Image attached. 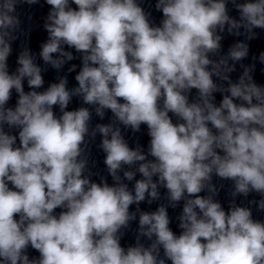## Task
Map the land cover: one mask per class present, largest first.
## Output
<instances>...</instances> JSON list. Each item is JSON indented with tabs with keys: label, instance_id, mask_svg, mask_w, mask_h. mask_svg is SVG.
Masks as SVG:
<instances>
[{
	"label": "clouds",
	"instance_id": "obj_1",
	"mask_svg": "<svg viewBox=\"0 0 264 264\" xmlns=\"http://www.w3.org/2000/svg\"><path fill=\"white\" fill-rule=\"evenodd\" d=\"M39 3L0 0V264H264V221L236 203L256 193L249 203L264 212V84L241 63L264 0H155L159 24L139 0H44L39 56L22 44L10 71L17 8ZM225 33L245 39L224 53ZM77 59L69 88L59 73ZM252 59L264 64V51ZM142 125L146 151L122 134ZM97 135L111 183L92 179ZM213 177L232 184L227 210ZM161 189L167 204L142 210ZM181 203L177 234L168 208ZM132 222L135 243L122 246Z\"/></svg>",
	"mask_w": 264,
	"mask_h": 264
}]
</instances>
